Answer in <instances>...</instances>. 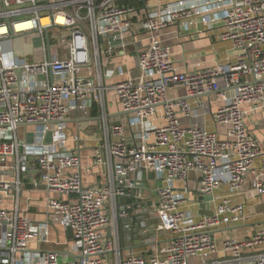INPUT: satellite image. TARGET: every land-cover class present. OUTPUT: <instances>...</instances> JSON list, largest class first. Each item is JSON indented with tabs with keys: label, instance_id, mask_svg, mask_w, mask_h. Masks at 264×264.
Returning a JSON list of instances; mask_svg holds the SVG:
<instances>
[{
	"label": "built area",
	"instance_id": "1",
	"mask_svg": "<svg viewBox=\"0 0 264 264\" xmlns=\"http://www.w3.org/2000/svg\"><path fill=\"white\" fill-rule=\"evenodd\" d=\"M123 2L0 0V264H264V230L213 238L256 216L248 201L264 205V134L246 124L264 112V0ZM27 34L40 40L31 61L16 52ZM205 34L235 60L179 71L169 42ZM126 46L135 75L112 82ZM211 94L222 133L196 123ZM94 110L96 135L81 127ZM27 181L47 194L43 221L22 206Z\"/></svg>",
	"mask_w": 264,
	"mask_h": 264
},
{
	"label": "crops",
	"instance_id": "2",
	"mask_svg": "<svg viewBox=\"0 0 264 264\" xmlns=\"http://www.w3.org/2000/svg\"><path fill=\"white\" fill-rule=\"evenodd\" d=\"M201 29L202 28L199 24H195L191 27L190 33L194 34L196 31H199ZM169 44L172 47L175 65L179 71H192L197 67V65L202 68L212 67L216 64H224L229 61H234L236 58V52L232 49L230 44L220 42L217 40L216 36L210 34H205L200 38L194 39L177 36L176 38L171 40ZM114 64L121 68L120 71L122 73L120 75H117L112 80V82H121L127 80L130 74L132 76L135 75L136 67L134 59L132 58V52H125L123 54L116 53ZM180 97H186V92L184 90H176L170 93V98ZM108 98L110 100L112 99L111 97ZM216 98V94H211L202 98L203 104L206 105L208 103V100L212 101L213 104L212 106H209V112L207 111L204 116L196 119V123L204 127L209 132L219 131L220 133H222L223 130L217 128L214 125L211 114L213 111H215L216 107L220 105V102H218ZM108 113L112 121L124 122L128 117L127 114L118 111L116 106L111 104H109L108 106ZM97 118L98 116L96 110H94L92 120L85 121V123H83L81 127L86 129L92 125L91 134L96 135ZM184 122H186V120ZM246 124L249 128V131L260 138L262 134H264V112L248 116ZM27 130H32V128L24 127L21 130V135H23ZM195 179L196 178L194 175L190 177L191 185ZM26 188L28 191L23 193L22 206L24 207V209L28 207V211L26 212L27 216L33 221H43L45 218L43 211L47 194L43 191H32L30 189L28 181L26 182ZM151 189L153 190V188ZM224 192H226V187L222 189V192L216 193L214 197L220 196V194L223 195ZM191 198H194V196L191 195ZM207 199L208 201H211L210 196L207 197ZM218 202L219 199L217 198L211 204V206H204L203 204L200 210H195V208H192V210L196 211V213L200 215L208 214L214 210L216 205H218ZM245 205L246 210L248 212L249 210L255 211L256 216L240 225L233 226L231 228H227L214 233L213 238L217 245H219L222 240L227 238L240 240L250 237L261 230H264V205L262 204V202H260L259 200L248 201ZM136 250L138 251V249Z\"/></svg>",
	"mask_w": 264,
	"mask_h": 264
},
{
	"label": "rangeland",
	"instance_id": "3",
	"mask_svg": "<svg viewBox=\"0 0 264 264\" xmlns=\"http://www.w3.org/2000/svg\"><path fill=\"white\" fill-rule=\"evenodd\" d=\"M124 4L127 5H132L135 7H140L141 3L139 2V0H126V2H123ZM50 34H52V32H50ZM50 38H52V35H50ZM126 42L130 41V36L126 35L125 37ZM16 52L21 54L22 52V48H21V43L23 44V50H24V58L26 61H31L32 60V56L34 54V52L37 50V48L40 47V40H39V36L37 34H27L24 35L23 37L18 38L16 40ZM134 48L133 46H126L124 49H116V53L119 54H123V53H129V52H133ZM32 52V54H31ZM49 140V139H48ZM161 184L160 182H156L152 188L155 189L157 187H160ZM206 198L204 199V201L206 202ZM61 240V237H60ZM48 250H54L56 252H61L65 250L64 246H55V245H49L47 246ZM62 258V257H61ZM64 261H69V262H73L72 258H68V259H64Z\"/></svg>",
	"mask_w": 264,
	"mask_h": 264
},
{
	"label": "bare ground",
	"instance_id": "4",
	"mask_svg": "<svg viewBox=\"0 0 264 264\" xmlns=\"http://www.w3.org/2000/svg\"><path fill=\"white\" fill-rule=\"evenodd\" d=\"M45 22H46L45 20L42 21V23H45ZM25 27H30V23H28V24H26V25H17L16 28H15V30H17V31H21V30H23V28H25Z\"/></svg>",
	"mask_w": 264,
	"mask_h": 264
},
{
	"label": "water",
	"instance_id": "5",
	"mask_svg": "<svg viewBox=\"0 0 264 264\" xmlns=\"http://www.w3.org/2000/svg\"><path fill=\"white\" fill-rule=\"evenodd\" d=\"M83 121H85V120H78L77 123L83 122ZM23 126H25V125H23ZM66 236H67L68 239L71 238V231H70V229H67L66 230Z\"/></svg>",
	"mask_w": 264,
	"mask_h": 264
}]
</instances>
